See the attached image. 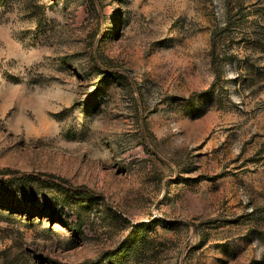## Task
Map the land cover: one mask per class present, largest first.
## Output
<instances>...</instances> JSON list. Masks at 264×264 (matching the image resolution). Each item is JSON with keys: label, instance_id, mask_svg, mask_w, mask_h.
Instances as JSON below:
<instances>
[{"label": "rangeland", "instance_id": "obj_1", "mask_svg": "<svg viewBox=\"0 0 264 264\" xmlns=\"http://www.w3.org/2000/svg\"><path fill=\"white\" fill-rule=\"evenodd\" d=\"M66 2L0 0V264H264V0Z\"/></svg>", "mask_w": 264, "mask_h": 264}, {"label": "trees", "instance_id": "obj_2", "mask_svg": "<svg viewBox=\"0 0 264 264\" xmlns=\"http://www.w3.org/2000/svg\"><path fill=\"white\" fill-rule=\"evenodd\" d=\"M78 0H67L66 3H77ZM87 8L92 10V13L94 14H99L100 17H103L102 15V7H103V2L102 0H85ZM101 22H104V19L101 18ZM100 62V56L97 53H92L91 54V66L100 68L99 65ZM92 72V70H87V73ZM17 172L15 171H10L6 170V172H3V175L5 177H10L11 179L15 177ZM39 177L32 176V175H26L24 174L21 179H28V178H36L39 179L40 181L46 183V184H57L61 189H63L67 194L69 195H77L80 198H86V197H91L94 196L95 194L88 190L84 186H78V187H69L66 185L65 180L56 178L54 176H45L44 174H39Z\"/></svg>", "mask_w": 264, "mask_h": 264}]
</instances>
